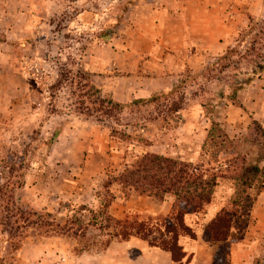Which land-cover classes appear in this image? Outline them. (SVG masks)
Masks as SVG:
<instances>
[{"label":"rangeland","instance_id":"374dc122","mask_svg":"<svg viewBox=\"0 0 264 264\" xmlns=\"http://www.w3.org/2000/svg\"><path fill=\"white\" fill-rule=\"evenodd\" d=\"M186 1L177 0L175 19L187 16L191 25L209 23L214 28L226 24L231 27L228 35L220 41L180 46L172 41L179 37L169 34L178 20L157 28L141 19L152 0H0V183L10 181L14 203L30 218H18L15 224L14 218L4 220L6 213L0 214V264H89L105 253L110 245L104 246L108 239L103 237L88 249L86 240L100 234L97 228H91L79 246L73 237L46 234L36 223L45 216L63 225L68 208L82 205L98 210L106 181L119 177L136 155L148 152L220 168L213 202L230 210L229 220L239 231L233 237L256 245L246 264H264V232L251 241L254 203L264 187L240 192L239 162L214 143L206 144L213 123L248 153L249 161L257 160L260 151L250 142L255 138L257 144L264 143L253 125L256 121L264 129V72L233 101L230 79L224 77L237 82L233 74L239 66L221 74L209 66L237 46L250 17L263 15L264 0H202L204 7L200 0H190L192 6L185 11ZM154 31L148 43L139 35ZM132 49L145 55L128 54ZM174 56L182 59L177 70ZM240 67L244 71L248 65ZM166 77L169 85L155 94H165L158 102L98 122L95 109L102 97L131 106L141 99L132 93L134 88ZM86 85H94L101 94ZM112 126L117 133L111 132ZM125 130L132 140L122 139ZM260 166L264 168V160ZM111 190L120 203L140 196L117 184ZM146 197L150 206L167 201L173 212V195L164 200ZM207 209L186 216L193 232L206 229ZM88 210L83 215L90 219ZM132 212L135 209L129 208L126 214ZM77 247L88 250L78 254ZM229 253L230 243L221 244L214 263L228 264ZM138 255V250L131 251L132 258ZM188 260L186 255L182 263Z\"/></svg>","mask_w":264,"mask_h":264},{"label":"trees","instance_id":"16d2710c","mask_svg":"<svg viewBox=\"0 0 264 264\" xmlns=\"http://www.w3.org/2000/svg\"><path fill=\"white\" fill-rule=\"evenodd\" d=\"M249 20L248 27L243 29L237 37V46L228 48L214 62L209 64L210 67L214 68L213 70L217 69L219 74L224 73V70L230 67L239 66L236 68L239 71L233 74V77L238 79L237 82H232L231 76L224 77L227 80L230 79L233 101L236 100V95L239 92L253 82L254 77L264 72V13L260 18L250 17ZM240 47H242V51L239 49ZM243 63L248 65L244 71L240 67ZM219 67L221 71L218 70ZM211 70L208 68L206 71L209 73ZM85 87L92 88L96 94H101L94 85H86ZM163 95L153 94V97L150 96L151 98L135 100L131 106H124L102 97L99 100L100 108L95 109L96 118L98 122H103V118L112 119L137 105L158 102ZM176 105L174 104V106ZM179 108L175 107L176 111ZM89 116L94 115L91 112ZM253 125L255 132H260L264 136L262 125L256 121ZM110 129L112 133L118 132L113 126ZM121 137L123 140H132V133L125 130ZM257 141L254 138L250 142L252 146L258 145L260 148L257 160L249 161L248 153H242L239 145L217 123L212 124L207 134L206 144L214 143L218 151H222L228 157L230 156L239 162L240 168L238 169L242 171L240 175V192L242 193L254 187H261V189L264 187V168L260 166L264 160V143L257 144ZM220 174V168L206 167L204 164L186 163L150 152L136 155L132 162L126 165L119 177H111L106 181L104 185L106 189L105 199H100L98 210H88L84 205L78 208H68L65 224L56 223L54 218L47 220L45 216H40L41 219L36 223V226L45 229L46 234H62L73 237L79 246L83 243L81 240L87 237L89 230L97 228L100 234L86 240L90 243L88 249L96 243L92 241L101 237L108 239L104 243L106 248L114 240L125 242L132 238H138L148 242L151 247L169 252L174 264H183L186 253L179 243L180 238L182 236L195 237L192 228L186 223V216L205 211L213 202L215 189L221 177ZM9 182L0 183V214L6 213L4 220L10 221L14 218L15 224H19V219L29 221L30 218L25 215L24 211H20L14 203L13 188ZM114 184L123 189L133 188L140 196L154 197L159 200H164L168 194L173 195L176 198L173 212L167 217L132 212L126 214L123 219H117L110 213L112 203L115 200V194L111 190ZM67 206L70 207V204ZM86 210L90 212V219L83 215ZM229 211L228 207L224 206L216 218L207 225L204 235L208 241L223 244L228 240L230 230L234 225V221L229 220ZM155 217L159 218L156 219ZM150 221L155 222V224H151ZM10 225L12 223L9 222ZM9 233L13 234L11 231ZM88 249L77 247L76 251L78 254H83Z\"/></svg>","mask_w":264,"mask_h":264},{"label":"crops","instance_id":"0c3cea01","mask_svg":"<svg viewBox=\"0 0 264 264\" xmlns=\"http://www.w3.org/2000/svg\"><path fill=\"white\" fill-rule=\"evenodd\" d=\"M177 0H152V3L146 4V8L143 9L145 12V17L141 18L143 20L148 21L150 26H154L157 28H161L165 26L166 22H174L178 23L176 27H174L173 31H169V34L175 35L177 40L174 38L172 41L177 42L182 45V43L196 44H206V42L220 41L224 37H226L231 29L230 26L226 24L217 25L216 28L209 23H205L204 26L199 25H191L189 23V19L187 16H181L178 19H175L174 13L178 10L177 8ZM205 1L200 0V6L204 7ZM185 11H188L192 6V2L187 0L184 3ZM183 8V7H182ZM183 9V10H184ZM183 13V11H181ZM187 15V14H186ZM165 22V23H164ZM173 25V24H172ZM167 26H169L167 24ZM154 34L149 32L140 33L146 43L151 42V38L154 37ZM128 54L136 55L138 58L142 57L143 54L135 52L133 49ZM175 57V56H174ZM176 62L174 66L177 69L180 68L179 62H182L180 57H175ZM167 60V59H166ZM173 66V67H174ZM137 69L132 70V72H136ZM172 78V77H169ZM168 78V79H169ZM166 78L160 79H152V84H148L149 86H144L143 89L134 88L132 93H134L135 97L147 98L156 94L158 91L165 90L168 88L169 84H166ZM137 93V94H136ZM232 121V120H231ZM118 197L112 203L110 213L113 217L117 219H123L126 216L127 209H135V212L140 214H149V215H162L169 216L171 213V207L167 205V201L158 202L155 206H150L149 201H151L146 196H130L129 199H125L122 203L119 202ZM222 207H219L217 203L212 202L207 209V225L216 218L218 213L222 210ZM254 221L252 222V229L257 235H253L251 241L254 243L256 238L264 232V194L259 196L258 199L254 203ZM187 221V220H186ZM187 223V222H186ZM189 226V224H187ZM260 231V233H259ZM238 228L234 225L230 230V235L228 240L224 242L230 243V253L227 255L228 264H246V258L248 256L253 255V252H256V245L245 243L244 237L240 240L233 237V235L237 234ZM195 237H186L182 236L180 238V245L183 248V251L188 256V261L184 264H214L215 257L218 252L219 246L221 243H213L209 242L205 239V228L200 229V231H194ZM251 242V243H252ZM134 249L139 251V255L136 258L131 257V251ZM84 261V260H83ZM89 264H174L172 260V255L164 250H161L156 247H151L148 242L138 239L132 238L130 241L126 242H113L108 247L107 251L103 253L101 256L96 257L88 262ZM85 264V263H84Z\"/></svg>","mask_w":264,"mask_h":264}]
</instances>
